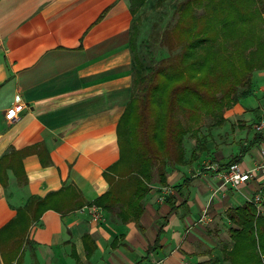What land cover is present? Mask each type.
<instances>
[{"label":"crops","instance_id":"obj_1","mask_svg":"<svg viewBox=\"0 0 264 264\" xmlns=\"http://www.w3.org/2000/svg\"><path fill=\"white\" fill-rule=\"evenodd\" d=\"M131 22L129 0H0V264H207L209 250L220 255L225 210L264 186V169L230 188L204 166L234 156L243 170L263 165L264 138L255 131L227 161L208 140L193 163L167 168L168 186L152 183L143 198L140 226L121 221L117 205L98 207L100 219H92L90 206L109 189L105 173L119 159L117 125L133 85ZM254 92L263 95L264 83ZM18 97L24 108L6 121ZM239 100L225 122L259 105ZM194 143L184 145L186 161ZM64 184L77 193L69 205L80 206L35 218L28 198ZM164 188L173 210L160 199Z\"/></svg>","mask_w":264,"mask_h":264},{"label":"trees","instance_id":"obj_2","mask_svg":"<svg viewBox=\"0 0 264 264\" xmlns=\"http://www.w3.org/2000/svg\"><path fill=\"white\" fill-rule=\"evenodd\" d=\"M140 7L153 14L146 37L136 42ZM130 8L131 97L117 125L119 159L105 173L109 189L92 205H117L121 221L140 226L151 183L168 186L167 168L193 163L207 150L202 127L209 119L223 125L225 111L249 95L253 71L264 68V0H131ZM186 137L195 142L187 161ZM238 161L234 156L219 166ZM74 194L64 184L26 204L33 203L35 218L45 209L63 213L80 206L69 205ZM258 196L225 210L228 235L216 231L220 255L209 251L205 263L264 264V186ZM163 201L175 208L172 194Z\"/></svg>","mask_w":264,"mask_h":264},{"label":"rangeland","instance_id":"obj_3","mask_svg":"<svg viewBox=\"0 0 264 264\" xmlns=\"http://www.w3.org/2000/svg\"><path fill=\"white\" fill-rule=\"evenodd\" d=\"M129 1L131 3V0ZM162 8L168 9L169 12V8L167 6L160 5L159 7H157V9H162ZM152 14L153 11L149 8L140 7L136 9V12L134 14V16L136 17V24L138 25V36H136V42H139L142 38L146 37L147 31L149 29V18L151 17ZM260 25L264 27V14L262 16V21H260ZM253 72L254 73H253L251 91L249 95L240 98L239 102L242 105L249 107L255 105L258 100L259 102L258 107L256 108L254 107V110H252L251 113L248 114L247 116L245 115L242 117L235 116L232 118L231 123L225 122L222 126L213 127L211 125V122L213 120L209 119L201 129V133H203L204 136L209 140V145H211L212 143H218L220 145L219 148L222 154H225V158L228 156L227 153L230 152V149L235 150L238 147L235 144L236 142H239V144H241L243 139L246 138L245 140H247L250 137L252 138L253 135L256 134L254 129V124H256L257 121L261 119L264 120V94L261 95L260 92H258L257 94L254 92L255 88H258L261 85V83H264L260 80H257V77L259 78L260 76H264V68L256 69ZM238 125L240 128H238ZM191 140L192 139L190 137H186L184 140V145L190 148ZM230 157L231 155H229L226 158V161L229 160ZM208 158L213 159L212 155L208 156ZM152 183H157V182H152ZM227 235L228 234L221 235V237L226 238Z\"/></svg>","mask_w":264,"mask_h":264},{"label":"built area","instance_id":"obj_4","mask_svg":"<svg viewBox=\"0 0 264 264\" xmlns=\"http://www.w3.org/2000/svg\"><path fill=\"white\" fill-rule=\"evenodd\" d=\"M24 108V104L21 100L20 97H18V101L8 107L4 111V119L6 121H13L19 117V113L22 111ZM254 129L256 132L264 135V120L258 121L254 125ZM205 168L211 169L213 173L215 174L216 177L220 180V183L222 186H227L230 188H238L241 184H244L252 179L253 176V171L259 169H264V164L260 165L254 169H249V170H243L240 168L238 163H230L228 166L224 168H220L219 164L214 163V162H207L205 165ZM167 187V186H166ZM164 195L160 197V199L163 201L164 197L168 194H170V189L164 188ZM255 202L259 201V196H256L254 198ZM91 214H92V219L93 220H99L100 219V211L99 208L95 205H91Z\"/></svg>","mask_w":264,"mask_h":264}]
</instances>
